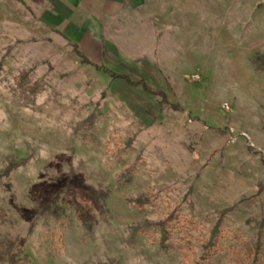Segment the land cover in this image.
Masks as SVG:
<instances>
[{
	"label": "rangeland",
	"instance_id": "obj_1",
	"mask_svg": "<svg viewBox=\"0 0 264 264\" xmlns=\"http://www.w3.org/2000/svg\"><path fill=\"white\" fill-rule=\"evenodd\" d=\"M103 35L100 66L166 104L0 0V264H238L257 240L264 264V0H148Z\"/></svg>",
	"mask_w": 264,
	"mask_h": 264
},
{
	"label": "crops",
	"instance_id": "obj_2",
	"mask_svg": "<svg viewBox=\"0 0 264 264\" xmlns=\"http://www.w3.org/2000/svg\"><path fill=\"white\" fill-rule=\"evenodd\" d=\"M12 1L30 11L47 36H60L98 66L102 65L105 58L115 53V47L105 40L103 35V26L107 20L115 18L125 10H140L148 2V0ZM158 11L162 14V9ZM148 64L157 65V62L149 61Z\"/></svg>",
	"mask_w": 264,
	"mask_h": 264
},
{
	"label": "trees",
	"instance_id": "obj_3",
	"mask_svg": "<svg viewBox=\"0 0 264 264\" xmlns=\"http://www.w3.org/2000/svg\"><path fill=\"white\" fill-rule=\"evenodd\" d=\"M74 52L75 54L80 58V61L82 64L85 65H90L92 66L96 71H99L103 73L104 75L108 76L111 79H122L124 80L127 84L134 86V87H141L144 91L158 97L160 99V104L164 105L167 103L166 96L160 92V91H152L150 90L145 82L143 80H138V81H131L128 77L115 73L112 70H109L105 67L95 65L91 63L82 53H80L75 47H74ZM174 111H177L179 109L178 106L173 105L170 106ZM54 200L49 202L44 206L45 210H48L51 208ZM162 225H165V222L162 223ZM219 236L220 232L218 230V226H216L209 234V238L206 240L203 246V250L205 252V255L207 256H213L216 254L218 247H219ZM161 246L165 247V239H162L161 241ZM259 240H257L255 243L251 244L249 247H244V249H236L233 251V259L236 261L238 264H263L260 258L262 257L261 253L259 252ZM244 251V253H243ZM258 255V256H257ZM251 256L253 258H251ZM202 259H207L205 256Z\"/></svg>",
	"mask_w": 264,
	"mask_h": 264
}]
</instances>
